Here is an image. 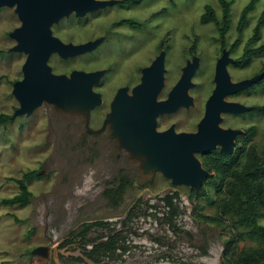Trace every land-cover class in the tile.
<instances>
[{
	"label": "rangeland",
	"instance_id": "rangeland-1",
	"mask_svg": "<svg viewBox=\"0 0 264 264\" xmlns=\"http://www.w3.org/2000/svg\"><path fill=\"white\" fill-rule=\"evenodd\" d=\"M250 1L230 0L226 39L229 46L240 40L233 51L236 58L247 48L264 43V26L254 39L264 0H255L246 27L238 30L242 11ZM207 5L215 9L217 20L202 23ZM222 16L219 0H142L129 9L115 6L84 18L72 14L53 27L54 34L65 42H85L108 29L116 36L97 51L82 56L63 59L54 54L49 64L55 73L66 74L74 69H107L108 74L95 87L102 93L103 103L94 109L90 125L99 128L116 90L139 82L141 69L161 49H168V56L160 99L166 98L186 60L196 53L201 56V65L190 91L194 106L159 118L160 129L175 123L179 131L190 130L202 118L205 102L215 87ZM122 19L141 22L143 28L132 30L121 23ZM20 24L14 8H0V114L13 115L19 107L12 90L14 82L23 77L26 54L10 52L9 48L16 43L10 32ZM263 67L264 55L251 58L241 67L232 65L229 70L234 80H241ZM229 99L264 105V84ZM222 125L241 129L255 126L253 143L264 146V113L225 114ZM41 170L43 173H39ZM31 171L39 175L28 181L33 193L29 203L3 204V199L19 192L15 179ZM139 177L136 164L123 158L108 133L87 132L80 116L58 113L51 105H44L29 116H14L11 122L0 124V264H43L31 252L40 245L51 246L49 264H222L224 240L235 228L231 223L222 227L200 217L216 214L214 188L207 185L208 198L198 201L203 208L195 211L189 200L191 187L173 185L160 173L147 184L139 183ZM86 192L95 196L87 198ZM168 197L172 204L167 202ZM95 221L106 225L86 231L85 225ZM261 221L264 223V218ZM117 232L115 250L101 252L100 262L86 255L93 246L92 242L85 243L86 239L106 241ZM250 244L246 241L241 246Z\"/></svg>",
	"mask_w": 264,
	"mask_h": 264
},
{
	"label": "water",
	"instance_id": "water-1",
	"mask_svg": "<svg viewBox=\"0 0 264 264\" xmlns=\"http://www.w3.org/2000/svg\"><path fill=\"white\" fill-rule=\"evenodd\" d=\"M116 0H0V8H14L21 24L10 32L16 43L10 52L26 54L22 65L23 77L13 84L12 93L19 103L13 116H29L37 108L51 105L58 113L81 116L85 128L92 134L106 130L117 148L137 163L147 178L142 184L151 183L158 173L170 179L173 185L202 188L210 172L199 152H208L220 147V151L231 155L236 146V137L243 129L224 128L221 123L224 113H243L253 107L227 96L245 90L264 77V71L250 77L233 81L228 63L234 62L227 51L219 58L214 82L215 87L206 101L205 112L195 132H178L175 125L159 130L158 117L172 114L180 108L194 105L190 89L195 86L193 77L199 67V57L188 59L182 68L177 83L165 99L159 96L165 86L166 51L162 50L142 68L141 80L129 90L120 87L110 103L101 127H91L92 112L103 103L95 85L106 70L74 69L69 74L55 73L49 60L53 54L62 58L92 52L102 38L84 43L64 42L54 35L53 25L61 19L76 14L85 17L89 12L105 8ZM43 173V170L39 171ZM32 254L43 264H49L51 246L35 247Z\"/></svg>",
	"mask_w": 264,
	"mask_h": 264
},
{
	"label": "trees",
	"instance_id": "trees-1",
	"mask_svg": "<svg viewBox=\"0 0 264 264\" xmlns=\"http://www.w3.org/2000/svg\"><path fill=\"white\" fill-rule=\"evenodd\" d=\"M219 3L223 13V25L220 29L224 33L230 28V0H219ZM254 6L255 0H251L243 9L238 25L240 32L246 27L248 13ZM216 20L215 9L207 5L201 16V22L209 23ZM128 22L133 26L132 21ZM262 26H264V11L255 27V40L260 36ZM2 53L0 50V55ZM262 55H264V43L258 47L247 48L242 55V66L246 65L251 58ZM263 84L264 79L255 87ZM254 111L264 113V105H256ZM12 120H14L13 115L0 114V124H6ZM255 133L256 127H249L231 155L222 153L219 149L202 154L200 156L202 164L209 170L210 175L202 188L190 190L189 200L194 204V210L198 211L203 208L198 201L208 198L209 193L206 187L208 184L211 185L216 194L212 202L216 208V214L200 215L201 219L222 227L231 223L235 228L224 240L222 264H264V223L261 221V218H264V146L260 148L253 143ZM35 175L39 173L31 171L25 173L23 178L15 179L19 184V192L13 197L3 199L2 203L5 205L29 203L33 193L28 187V181ZM167 202L172 204V198L168 197ZM105 225L103 221H95L86 224L85 230L88 231L93 226ZM117 236L118 232L112 234L106 241L86 239L85 243H93V247L86 251V255L94 262H100L101 252L108 253L115 250ZM246 241H251L253 244L241 246Z\"/></svg>",
	"mask_w": 264,
	"mask_h": 264
},
{
	"label": "flooded vegetation",
	"instance_id": "flooded-vegetation-1",
	"mask_svg": "<svg viewBox=\"0 0 264 264\" xmlns=\"http://www.w3.org/2000/svg\"><path fill=\"white\" fill-rule=\"evenodd\" d=\"M142 0H116V2L115 3H113V4H110V5H108V6H106L105 8H101V9H99V10H96V11H93V12H89L88 14H90V13H99V12H104V11H107V9H110V8H112V7H115V6H121V8H123V9H129V8H133V7H135V5H139L140 4V2H141ZM73 15H75L76 17H78V18H84V17H79V16H77L75 13L73 14ZM65 18H67V17H65ZM62 20V19H61ZM128 21H132V23H133V26H131V25H129V22ZM60 22V21H59ZM58 22V23H59ZM58 23H56V24H58ZM121 23L122 24H126V25H128L129 27H130V29H132V30H136V31H139V30H141L142 28H143V24L141 23V22H137V21H134L133 19H122L121 20ZM55 25V24H54ZM54 25H53V27H54ZM140 25H142V26H140ZM53 27H52V29H53ZM229 30L230 29H228L227 31H225L224 33H222L223 31L220 29V32H219V36H220V41H221V53H220V55L217 57V59H216V63H215V67H214V76H215V70H216V65H217V62H218V60H219V58L224 54V52L225 51H227V53H228V55H229V57L230 58H232L233 60H234V62H229L228 63V70H229V68H230V66H239V67H241L242 66V56L240 57V58H236V57H234L233 56V51H236V49L239 47V45H240V40L239 39H237V40H235L234 42H233V44L231 45V46H229L228 44H227V39H226V35L228 34V32H229ZM53 33H54V30H53ZM55 35V34H54ZM57 36V35H56ZM112 36H116V34L114 33V31L112 32L110 29H108V30H106L104 33H102V34H99V35H97V36H95L94 38H92V39H89V40H87V41H90V40H96V39H99V38H102V41L100 42V44L92 51V52H95V51H97L98 49H100L103 45H105V44H107L108 43V41H110L111 39H112ZM58 37V36H57ZM60 38V37H59ZM61 39V38H60ZM64 41V40H63ZM87 41H85V42H87ZM16 42V41H15ZM65 42V41H64ZM74 43V42H73ZM81 43H84V42H81ZM76 44H78V43H76ZM15 45V44H14ZM162 50H165L166 51V58H165V66H166V61H167V56H168V49H161L160 50V52L162 51ZM191 51L192 52H194L195 51V48H191ZM92 52H89V53H92ZM159 52V53H160ZM22 53V52H21ZM25 54V53H24ZM86 54H88V53H86ZM54 55V54H53ZM52 55V56H53ZM58 55V54H57ZM85 55V54H84ZM51 56V57H52ZM60 56V55H59ZM78 56H82V55H78ZM78 56H74V57H78ZM194 56H198L199 57V67H198V69L200 68V63H201V56H199V55H197L196 53H194V54H192V56H191V58H189L190 60H192V58L194 57ZM61 57V56H60ZM74 57H70V58H74ZM62 58V57H61ZM64 59V58H63ZM68 59V58H67ZM188 60V59H187ZM187 60H186V62H187ZM153 61V60H152ZM151 64V63H150ZM186 65V64H185ZM184 65V66H185ZM183 66V67H184ZM145 67V66H144ZM182 67V68H183ZM101 69H105L106 70V72H105V74H104V76L102 77V79L95 85V87H97V86H99L101 83H102V80L104 79V77L108 74V71H107V69L106 68H101ZM198 69L196 70V72L198 71ZM96 70H98V69H96ZM167 70V69H166ZM262 71H264V67L261 69V71L260 72H262ZM181 72H182V70H181ZM196 72H195V74H196ZM229 72H230V70H229ZM260 72H258V73H260ZM257 73V74H258ZM182 74V73H181ZM231 74V73H230ZM141 75H142V69H141ZM165 75H166V72H165ZM256 75V74H255ZM181 76V75H180ZM195 76V75H194ZM231 77H232V75H231ZM194 78V77H193ZM264 79V77L261 79V80H263ZM140 80H141V77H140ZM140 80H139V82H140ZM179 80V79H178ZM213 80H214V78H213ZM232 80L233 81H239V80H234L233 78H232ZM260 80V81H261ZM259 81V82H260ZM139 82H137V83H139ZM258 82V83H259ZM136 83V84H137ZM177 83V82H176ZM175 83V84H176ZM258 83H256V84H253L252 86H250L249 88H247V89H245V90H242V91H239V92H237V93H235V94H231V95H229V96H227V99L228 100H230L229 99V97H235V96H237V95H239L240 93H242V92H244V91H247V90H251L252 88H254L255 87V85H257ZM136 84H134V85H136ZM174 84V85H175ZM133 85V86H134ZM173 85V86H174ZM125 86H128L129 87V90L131 91V89H132V87L133 86H129V85H125ZM120 87H122V86H120ZM119 87V88H120ZM118 88V89H119ZM164 88H165V86H164ZM164 88H163V90H164ZM194 88V87H193ZM117 89V90H118ZM172 89V88H171ZM170 89V90H171ZM96 90V89H95ZM117 90H116V92H117ZM162 90V91H163ZM169 90V91H170ZM169 91H168V93H169ZM190 91H191V89H190ZM99 92V91H98ZM116 92H115V94H116ZM101 93V92H100ZM162 93V92H161ZM168 93H167V95H166V97L168 96ZM102 94V93H101ZM115 94H114V96H115ZM191 94V93H190ZM161 95V94H160ZM211 95V94H210ZM209 95V96H210ZM113 96V97H114ZM102 97H103V95H102ZM160 97V96H159ZM209 98V97H208ZM163 99H165V98H163ZM207 101V100H206ZM230 101H236V100H230ZM239 102V101H238ZM242 103V102H241ZM194 104H195V99H194ZM244 104V103H243ZM205 105H206V102H205ZM247 105V104H246ZM194 106V105H193ZM249 106H252L253 108L250 110V111H246V112H243V113H224L223 114V120H224V115L225 114H228V115H237V116H240V115H242V114H246V113H250V112H253L254 111V107L256 106V105H249ZM192 107V106H191ZM190 108V107H189ZM189 108H185V107H183V108H180V109H189ZM179 109V110H180ZM178 110V111H179ZM94 111V110H93ZM177 111V112H178ZM204 112H205V110H204ZM176 113V112H175ZM92 114H93V112H92ZM164 115H170V114H164ZM204 115V114H203ZM161 116H163V115H161ZM161 116H159L158 117V128H159V118L161 117ZM81 117V116H80ZM203 117V116H202ZM82 118V117H81ZM92 119V118H91ZM82 120H83V118H82ZM201 120V119H200ZM199 120V121H200ZM84 123V122H83ZM103 123V122H102ZM222 123H223V121H222ZM222 123H221V125H222ZM175 125V128H176V130H177V127H176V124L175 123H172L171 125ZM170 125V126H171ZM197 125H198V123L196 124V126L193 128V129H190V130H181V131H186V132H195V131H197ZM169 126V127H170ZM223 126V125H222ZM84 127H85V124H84ZM101 127V126H100ZM168 127V128H169ZM224 127V126H223ZM251 127V126H250ZM224 128H233V127H224ZM86 129V128H85ZM95 129H97V128H95ZM165 129H167V128H165ZM165 129H160L159 128V130H165ZM233 129H241V128H236V127H234ZM248 129V128H247ZM247 129H243L244 130V132L242 133V134H239L237 137H236V146H235V149H234V152H235V150H236V148L239 146V144H240V142H241V138H242V136L246 133V131H247ZM86 131H87V129H86ZM178 132H181V131H179V130H177ZM88 132V131H87ZM105 132H107L108 133V136H109V132H108V130H106ZM90 133V132H89ZM104 133V132H103ZM92 134V133H91ZM95 135V134H94ZM110 140L111 141H114V140H112L111 138H110ZM115 142V141H114ZM116 143V142H115ZM117 145V144H116ZM216 149H219L220 150V147H217ZM119 150V149H118ZM121 151V150H120ZM209 152V151H208ZM233 152V153H234ZM121 153L123 154V158L124 159H127V160H129V161H133V160H131V159H129L128 158V156H127V154L126 153H124L123 151H121ZM205 153H207V152H205ZM223 153V152H222ZM232 153V154H233ZM202 154H204L203 152H199V153H197V155H198V157L200 158V156L202 155ZM201 159V158H200ZM135 164H136V166H137V163L135 162V161H133ZM137 168H138V166H137ZM138 170H139V173L141 174V176L142 177H139L138 178V181H139V183H141V180H145L146 178H147V176H145V175H143L142 173H141V170L138 168ZM159 174V173H158ZM161 174V173H160ZM96 190V189H95ZM93 247V246H92ZM51 253H52V249H51V252H50V256H51Z\"/></svg>",
	"mask_w": 264,
	"mask_h": 264
},
{
	"label": "bare ground",
	"instance_id": "bare-ground-1",
	"mask_svg": "<svg viewBox=\"0 0 264 264\" xmlns=\"http://www.w3.org/2000/svg\"><path fill=\"white\" fill-rule=\"evenodd\" d=\"M86 195H87V198H92V197H94L95 196V193H88V192H86ZM85 195L83 194V197H84ZM82 197V198H83ZM78 206V204H76V206H75V208H74V210L71 212V214L70 215H72L74 212H75V210H76V207ZM87 210V209H86ZM84 212H85V210H84ZM215 252V251H214ZM218 258V257H217ZM218 260V259H217ZM211 263H213V262H211ZM214 264V263H213Z\"/></svg>",
	"mask_w": 264,
	"mask_h": 264
}]
</instances>
